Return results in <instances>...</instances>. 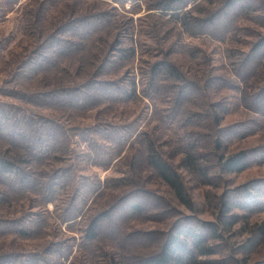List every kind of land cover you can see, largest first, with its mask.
<instances>
[{
  "label": "rangeland",
  "instance_id": "1",
  "mask_svg": "<svg viewBox=\"0 0 264 264\" xmlns=\"http://www.w3.org/2000/svg\"><path fill=\"white\" fill-rule=\"evenodd\" d=\"M6 1L0 0V103L4 105L12 103L15 106L37 110L33 107L30 94L15 87L12 79L19 64L18 60L20 61L24 53L31 49L33 36L26 27V21L24 22L26 10L32 6L38 9L39 4L45 1L15 0L9 3ZM49 1L51 3L44 5H56L52 8L51 16L42 15L43 20L53 21L64 12L67 17L79 16L94 6L105 7V4L97 3L96 0ZM223 1L187 0L175 12L182 14L190 10L195 15L206 17L209 10L223 4ZM155 2L156 0H128L124 3L126 9L133 6L137 11L127 14L132 17V23L140 39L139 56L141 53L147 60H153L156 55L152 57L150 55L158 53V49L162 54L166 52L165 56H169L180 65L179 68L185 72L187 79L195 81L199 86L195 87L193 83H188L182 87H186V100L189 101L180 104L178 110L175 104L177 111L175 114L167 108L172 105L171 97L176 90L168 80L162 81L160 88L150 92L152 98L139 94L141 98L133 106L137 110L143 108L142 103L148 106L147 114L139 124L145 123L148 126V137L155 148L180 174L193 209L179 203L170 188L155 175L145 160L144 144L139 136H136L137 133L130 135L119 157H116L108 168L92 163L81 165L82 162L79 163L81 139L73 136L70 138V151L74 157L73 166L76 167L75 185L79 190L75 191L73 186H69L59 193L61 196L57 195L53 201L43 204L41 197L33 194L11 193L6 200L0 202V216L18 218L20 215L31 216L30 213H35L32 217L36 222L24 221L25 226L31 230L27 238L22 240L0 238V250L6 249L9 252L16 249L20 252H34L32 254L42 257L40 248L49 245L50 249L60 250L61 257H58V261H64L66 264H111L105 252L113 250L123 264H139L140 259L158 249L166 231L172 233L191 228L205 235L206 243L213 244L215 253L204 258H214L223 264H264V236L259 237L253 232L254 226L264 221V114L254 109L258 108L256 104V106L251 102L244 104L240 98L244 90L253 92L258 86L263 87L264 83L256 84L258 81L252 74L256 70V74H259L260 62L254 66L255 70L253 66L251 67L252 75L249 76H246L247 72L243 73L246 64L243 67L238 66L241 62L239 57L249 50L260 35L264 40V0L243 1V12L236 8L237 4L231 9L227 8L228 14L221 12L217 19L218 24L229 20L230 25L222 35L223 40L216 39L206 32L195 36L188 35L182 27H174L172 19L175 18L171 11L163 13L157 8H147ZM113 3L119 11H123L117 2ZM147 23L154 33H151V37L145 34ZM100 34L106 35L105 30ZM96 35H99V32L94 34ZM153 35L154 40L160 43H150ZM101 46L106 50L104 45ZM101 46L98 48L101 49ZM98 48H86L87 52L81 50L64 58L50 71L42 73L36 84H62L69 76L67 70L71 74H74L78 67L84 71L90 70L92 62L97 64L99 61L100 57L94 56ZM150 49L151 53H148ZM103 56L104 53L102 58ZM260 60L264 65V55ZM69 62L72 63L67 64ZM250 62L251 60L248 64ZM220 68L224 70H217ZM222 72L226 76V85L215 84L211 87L203 85L206 78L211 76L213 78ZM101 76L95 78L99 80L106 78L104 75ZM75 77L80 78L78 73ZM15 88H18L15 94L19 98H12L11 93L15 92ZM157 93L166 98V102L162 100L161 104H158L159 110L154 103ZM216 107L218 113L222 115L219 126L212 122ZM115 108L114 111L126 109ZM188 108H191V111ZM42 111L47 112L46 109ZM189 112H193L194 116H185ZM117 114V118L126 119L131 113ZM161 118L165 121H159ZM213 132L223 139L222 149L217 150L215 147ZM76 139L78 141L74 143ZM133 140L135 141L129 146ZM189 142L195 145L190 149V153L199 156L195 158L199 164L198 168L205 171L203 174L198 170H191L183 162V149ZM241 149L246 151L247 167L240 172L222 171L217 163L218 152L223 150L229 153ZM119 177L125 180L119 182L117 181ZM79 179L84 180L80 182ZM95 179L100 181V185L97 190L89 193L86 187H90V182ZM256 184L261 187V193L252 189ZM138 185L151 190L167 212L162 215L144 213L132 216L125 208L120 211L116 208L111 211L114 215L110 221L106 219L101 222L100 239L93 242L82 240L84 224L91 215L116 201L115 197L122 192ZM249 187L251 189L247 192L250 191V197L245 191ZM222 201H227L230 211L224 210ZM65 207L69 209L70 219L60 222L58 216ZM38 211L43 214H37ZM211 223L219 226V237H211V231L205 229V225ZM225 223H228V228L224 226ZM132 233L133 235L129 236ZM55 254L51 253L49 258L56 259ZM36 255H33L34 260ZM137 256L139 259H135Z\"/></svg>",
  "mask_w": 264,
  "mask_h": 264
},
{
  "label": "trees",
  "instance_id": "2",
  "mask_svg": "<svg viewBox=\"0 0 264 264\" xmlns=\"http://www.w3.org/2000/svg\"><path fill=\"white\" fill-rule=\"evenodd\" d=\"M12 1L15 2V0H7L6 3ZM42 1L45 2H41L38 9L32 6L26 10L24 22L26 21V27L33 36L30 43L31 49L24 53L20 61L18 60L19 64L12 79L15 87L30 94L33 107L37 110L15 106L12 103L6 105L0 103V202L6 200L13 192L41 197L43 204L50 200L53 201L55 196L69 186H73L75 191H78L79 189L75 185L76 167L73 166L74 157L70 151L71 137L77 136L81 139L79 143L82 147L79 154L81 165H91L92 163L102 168H108L111 162L119 157L122 149L128 143L130 135L133 136L137 133L136 136H139L144 144L145 160L155 175L170 188L179 203L193 209L180 174L155 148L154 143L148 137V126L145 123L139 124L140 120L145 118L148 106L142 103L143 108L137 110L133 105L141 98L139 94L149 98L153 89L157 90L162 81L168 80L174 85L172 88L175 87L176 90L171 97L172 105L167 108L170 112L174 111L175 114L177 112L175 104L178 110L180 104L189 101L186 100V87H182L187 86L188 83H193L195 87L199 85L195 81L187 79L184 75L185 72L179 68L180 65L176 64L169 56H165L166 52L162 54L158 49L159 54L150 55V57L156 55L153 60H147L141 53L139 56L138 43L140 45V39L132 23V17L127 14L137 11L133 9V6L127 9L124 7V3L128 0H96L97 3L105 4V7L94 6L79 16L68 14L67 17L64 12L62 16H57V19L53 21L51 19L43 20L42 15L51 16L52 8L56 4L53 6L44 5L51 2L49 0ZM186 1L156 0L155 4L149 5L147 8H157L163 13L171 11L170 13L175 18L172 19L174 27H182L188 35L195 36L206 32L216 39H222L227 26L230 27V25L229 20L218 24L217 19L220 13L228 14L227 8L231 9L236 4V8L243 12V1L245 0H224L223 4L209 10L206 17L195 15L190 10L182 14L175 12ZM113 2H117L123 11H119ZM147 26L145 34L151 37L153 32L148 23ZM102 30H105L106 35L100 34ZM97 32L99 35L94 36ZM154 36L150 39V43H160L158 40H154ZM255 41L249 50L239 57L241 62L238 66L243 67L246 64L243 73L247 72L246 76L254 74V78L258 81L255 83L260 85V82L264 83V65L260 60L264 55V40L260 35ZM101 45H104L106 50ZM98 46H101V49ZM86 48H98L94 56L95 58L100 57L97 64L92 62L90 70L84 71L78 67L74 74L67 70L69 76L62 84H36L37 78L42 73L50 71L54 65L59 64L66 57L81 50L87 52ZM147 52L151 53V49ZM191 55L193 56V54ZM136 59L137 63H135ZM250 60L251 62L248 64ZM259 62V74H256L257 70L250 74L251 67L253 66L254 69V66ZM217 70L223 71L224 69ZM77 73L80 77L78 79L75 77ZM226 73L228 72L226 71ZM101 75L106 78L100 80L95 78L102 77ZM211 77L206 78L203 85L211 87L215 84L218 86L227 84L224 72ZM227 78L229 82V76ZM17 91L18 88H15V92L11 93L12 98H19L15 94ZM240 98L244 104L250 102L252 105L256 104L258 108L254 109L264 114V86H258L253 92L244 90ZM162 100L166 102L165 96L157 93L154 103L158 110V104H161ZM115 107L126 109L125 111L123 109L114 111ZM43 109H46L47 112H43ZM188 109L191 111V108ZM216 111L212 122L219 126L222 115L218 113L217 107ZM122 112L131 114L126 119L117 118V113ZM185 116L194 115L193 112H189ZM159 121L165 120L161 118ZM170 121L171 118H169ZM213 136L217 150L222 149L223 139L221 136H217L214 132ZM135 140L130 141L129 146ZM77 141L76 139L73 142ZM194 146L193 142H189L188 146L183 149V162L191 170H198L203 174L205 171L198 168L199 164L195 158L199 156H193V152L190 153V149ZM133 155L131 156L133 157ZM75 158L78 157L75 156ZM217 163L222 171L240 172L247 167L246 151L241 149L228 153L221 150L217 154ZM84 179L79 180L81 182ZM123 179L119 177L117 181L120 182ZM90 184V187H86L89 193L98 189L100 181L95 179ZM250 189L251 187L245 191ZM252 189L261 193V187L257 184L252 186ZM250 195V191L247 192V196L250 197ZM115 198L116 201L107 204L91 215L84 224L82 240L93 242L100 239L102 237L101 222L106 219L110 221L114 215L111 214V211L116 208L119 211L125 208L126 212L132 216L144 213L162 215L167 212L160 199L142 185L127 189ZM221 203L226 212L230 211L227 201ZM68 211L69 209L65 207L59 214L60 222L70 219ZM40 212L38 211L37 214L42 215L43 212ZM30 214L31 216L24 214L18 218L0 216V238L10 237L22 240L29 237L31 230L25 226L24 221L36 222L32 217L35 213ZM227 224L225 223L224 226L228 228ZM205 227L207 231H211V237H219V226L211 223ZM253 232H256L257 236L263 237L264 221L254 226ZM131 235L133 233L129 236ZM40 251L42 257L32 254L34 252H20L16 249L9 252L6 249L0 250V264H66L64 261H58V257H61L60 250L50 249L49 245H44ZM35 253L38 252L35 251ZM51 253H56V259L49 258ZM105 253L108 254L111 264H123V261L117 257L113 250ZM213 253H215L213 244L206 243L205 235L203 236L191 228H185L172 233L166 231L158 249L149 256L140 259L139 264H223L222 261L214 258H204ZM33 255H36V260L33 259ZM135 259H139V257L137 256Z\"/></svg>",
  "mask_w": 264,
  "mask_h": 264
}]
</instances>
